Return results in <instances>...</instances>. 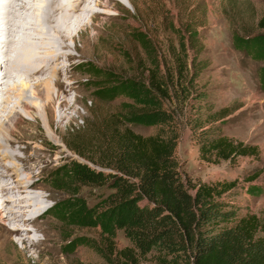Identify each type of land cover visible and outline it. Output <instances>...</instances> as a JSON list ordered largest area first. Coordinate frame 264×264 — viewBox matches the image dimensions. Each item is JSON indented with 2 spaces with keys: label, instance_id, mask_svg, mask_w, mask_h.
<instances>
[{
  "label": "trees",
  "instance_id": "16d2710c",
  "mask_svg": "<svg viewBox=\"0 0 264 264\" xmlns=\"http://www.w3.org/2000/svg\"><path fill=\"white\" fill-rule=\"evenodd\" d=\"M203 21L191 18L182 24L181 42L171 50V60L162 57L147 32L137 29L146 53L140 72L124 76L104 70L99 73L104 80L96 86L103 101L121 95L128 100L104 118L99 138L95 128L89 143L76 139L78 146L69 145L78 157L55 177L56 187L67 193L64 220L99 228L108 250L104 256L114 264H144L149 256L154 264H264V216L240 215L232 200L239 194L238 181L185 182L180 171L177 147L183 125L190 127L208 162L260 154L257 145L224 133L229 109L214 110L206 84L200 83L210 63L203 57ZM247 31L234 34L235 47L264 63V11ZM260 82L264 88V65ZM133 124L156 126L157 131L145 135L132 129ZM242 186L249 193H262L256 182ZM82 187L110 192L88 205L79 194ZM119 231L128 246L116 245ZM88 240L81 238L73 246L89 245Z\"/></svg>",
  "mask_w": 264,
  "mask_h": 264
},
{
  "label": "rangeland",
  "instance_id": "374dc122",
  "mask_svg": "<svg viewBox=\"0 0 264 264\" xmlns=\"http://www.w3.org/2000/svg\"><path fill=\"white\" fill-rule=\"evenodd\" d=\"M116 3L110 18L99 16L94 22L96 30L89 28L86 31L83 40L90 41L87 55L74 59L70 63L74 65L72 70L70 64L65 66L68 70L65 72L73 76L71 81L65 80L66 84L73 81L79 99L77 110L82 115L65 125L60 145L55 141L48 143L54 155L57 154V147L65 145L56 169L43 177V181L52 182L58 192L56 201L51 202V210L42 219L49 226L48 239L40 251L28 250L21 243L20 235L12 236L15 245L8 243V232L14 225L9 224L6 230L0 228V264H114L104 256L108 250L99 228H82L64 220L62 205L67 193L63 188L56 187L55 177H61L67 163L78 157L69 145L78 146L76 139L89 143L95 128L99 138L104 118L119 111L122 103L128 100L123 95L111 101L99 99L96 86L104 80L99 73L105 74V70L130 76L140 72L146 53L139 42L138 28L149 34L163 58L170 59L171 50L179 47L181 42L179 30L182 24L191 18L194 22L204 20L203 27H200L206 51L203 57L210 63L201 74L200 83L206 84L208 101L213 104L214 110L229 109L224 133L233 139L257 145L260 154L239 156L232 162H208L192 139L190 127L183 125L177 147L180 171L185 182L237 180L239 186L235 189L239 194L234 195L232 200L239 205L240 215L253 212L264 216V88L260 82V70L264 63L234 45L235 33L250 34L247 29L254 28L256 16L264 11V0H120ZM71 53L78 51L73 49ZM74 92L70 96L72 100ZM130 127L145 135L157 131L156 126L133 124ZM28 142L33 143V140ZM81 148L86 150L87 147ZM250 182L258 183L262 193L246 191L242 185ZM189 190L194 191L193 188ZM108 192L110 190L106 187H82L79 194L88 205H95ZM40 237L43 238V234ZM81 238L89 239L90 244L73 246ZM115 243L119 247L130 244L123 231L118 232ZM144 264H154L152 257L149 256Z\"/></svg>",
  "mask_w": 264,
  "mask_h": 264
},
{
  "label": "bare ground",
  "instance_id": "6f19581e",
  "mask_svg": "<svg viewBox=\"0 0 264 264\" xmlns=\"http://www.w3.org/2000/svg\"><path fill=\"white\" fill-rule=\"evenodd\" d=\"M117 1L0 0V228L14 225L9 244L20 235L28 250L40 251L48 239L42 219L58 192L43 177L56 169L65 149L57 147L54 155L48 143L60 145L65 125L82 115L65 66L87 55L86 31L96 30L99 16L110 18Z\"/></svg>",
  "mask_w": 264,
  "mask_h": 264
}]
</instances>
